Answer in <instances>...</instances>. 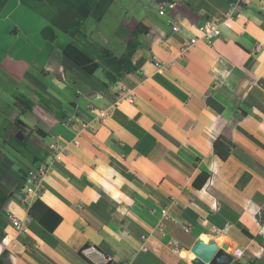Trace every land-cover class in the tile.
I'll return each instance as SVG.
<instances>
[{"label": "crops", "instance_id": "crops-1", "mask_svg": "<svg viewBox=\"0 0 264 264\" xmlns=\"http://www.w3.org/2000/svg\"><path fill=\"white\" fill-rule=\"evenodd\" d=\"M115 1L0 0V190L8 195L0 208L1 264H192L198 240L239 248L235 263L253 264L264 255V2L158 0L142 15L148 32L132 56L137 72L120 80L135 99L117 103L91 133L82 127L94 119L89 106L115 104L114 89L63 50L74 43L98 55L90 30ZM207 20L222 22L220 36L182 54ZM47 26L53 43L41 37ZM17 93L33 103L22 130ZM33 132L42 138L38 150ZM58 134L65 152L43 178L41 205L20 237L9 212L25 218L24 174ZM220 137L234 146L225 160L213 149ZM201 174L208 179L196 190ZM46 208L61 218L51 233L36 220ZM163 209L175 222L164 220Z\"/></svg>", "mask_w": 264, "mask_h": 264}, {"label": "built area", "instance_id": "built-area-1", "mask_svg": "<svg viewBox=\"0 0 264 264\" xmlns=\"http://www.w3.org/2000/svg\"><path fill=\"white\" fill-rule=\"evenodd\" d=\"M236 5L245 7L247 5V2L246 0H237ZM166 6L167 8H173L174 5L173 3L168 2L166 3ZM158 14L164 15V5L158 7ZM221 25L222 22H220L219 20L205 21L202 34L200 36L195 37H191L188 35V41L184 46L181 47L180 52L183 54L187 52L190 47L196 45L199 42L208 43L214 38L220 36ZM172 30L176 32H182V29L175 25H172ZM258 49L259 45L255 48V50L258 51ZM169 65H171V63ZM161 66L165 67L167 65H158V67ZM111 88L114 89L116 103L105 108H98L93 105H90L89 109L92 111L94 119L89 123H84L82 125L83 129L91 133L95 132L98 127L105 126L107 119H109L113 115L117 103L122 101L130 102L135 99V93L133 92V90L126 87L120 81L112 84ZM73 121L77 123L79 122V119L77 117H73ZM52 139L53 142L49 145V153L46 158L43 161L39 162L38 165H36L35 167L28 169L24 174L23 182L20 187L19 204L25 212V218L20 219L14 213L9 212V220L20 237L28 235V223L30 221L28 212L31 209L32 205L35 203V201L39 198L43 178L49 173L54 163L60 161L61 155L65 152V147L62 144V137L58 134L53 135ZM72 143L76 146L79 144L76 139L73 140ZM172 204L177 206L178 202L173 201ZM163 213L164 220L175 222V219L170 217L165 209H163ZM159 228L163 230V225H160ZM183 230L184 232H189L190 227L185 226L183 227ZM209 232L211 235L215 236H219L221 233L220 229H218L216 226H210ZM169 246L172 251L177 255H179L182 251L179 245L177 244L176 240L174 239H170ZM142 250L146 251L145 248H142ZM226 252L233 256L234 261H237L244 255L243 250L239 248H228V251Z\"/></svg>", "mask_w": 264, "mask_h": 264}, {"label": "trees", "instance_id": "trees-1", "mask_svg": "<svg viewBox=\"0 0 264 264\" xmlns=\"http://www.w3.org/2000/svg\"><path fill=\"white\" fill-rule=\"evenodd\" d=\"M262 1L264 2V0ZM147 32L148 30L144 26L138 25L132 31V37L126 43L124 52L120 56L113 55L105 47L97 46L98 61H96L91 55L74 43H69L64 48L63 55L67 60H69L72 64L77 66L88 75H94L97 70L103 67L107 84L111 85L120 81L125 75L137 72V68L132 62V56L135 50L140 46V36L147 34ZM41 37L47 42L53 43L56 40V33L53 28L47 26L41 31ZM37 99L38 102H41L40 98L37 97ZM32 105V101L25 94L17 93L13 96V108L17 111L18 117L30 112ZM17 126L20 130H22V126L19 125L18 122ZM233 148V144L221 137L218 138L213 144L215 155L220 160H225L232 152ZM207 179L208 177L206 174L199 175L192 185L193 188L199 190L206 183ZM7 200L8 195L4 194L0 190V208L4 207ZM38 205H41V203L36 201L29 210L28 216L30 220L34 219L33 211ZM36 220L44 230H46L48 233H51L59 224L61 218L53 211L46 208L44 216Z\"/></svg>", "mask_w": 264, "mask_h": 264}, {"label": "rangeland", "instance_id": "rangeland-1", "mask_svg": "<svg viewBox=\"0 0 264 264\" xmlns=\"http://www.w3.org/2000/svg\"><path fill=\"white\" fill-rule=\"evenodd\" d=\"M157 1L158 0L115 1L111 8L105 13L99 24L92 27L90 35L93 36L99 46L111 50L115 56H120L124 52L126 43L132 37L130 34L128 35L127 29L133 31L138 25H145L146 23L143 21L142 15L148 11L149 7L155 5ZM176 1L180 3L181 0ZM124 38H127V42H124V47L122 49ZM91 56L94 60L98 61V55H96V53H92ZM94 79L96 83H98V81L107 82L103 67L97 70ZM23 118L24 115L20 116L18 120L22 128L24 123ZM30 138L34 141L33 148L38 150L42 145V138L37 136L34 132L30 135ZM50 139L51 136L43 140L48 142L51 141ZM253 264H264V255L258 257Z\"/></svg>", "mask_w": 264, "mask_h": 264}, {"label": "water", "instance_id": "water-1", "mask_svg": "<svg viewBox=\"0 0 264 264\" xmlns=\"http://www.w3.org/2000/svg\"><path fill=\"white\" fill-rule=\"evenodd\" d=\"M192 264H236L232 255L215 241L198 240L191 248Z\"/></svg>", "mask_w": 264, "mask_h": 264}]
</instances>
